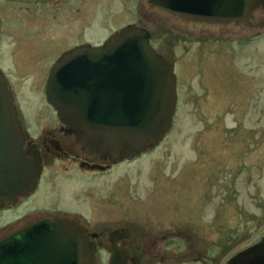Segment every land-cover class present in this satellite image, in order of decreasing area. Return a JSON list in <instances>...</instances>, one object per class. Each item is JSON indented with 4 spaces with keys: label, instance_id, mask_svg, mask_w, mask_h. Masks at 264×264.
<instances>
[{
    "label": "rangeland",
    "instance_id": "rangeland-1",
    "mask_svg": "<svg viewBox=\"0 0 264 264\" xmlns=\"http://www.w3.org/2000/svg\"><path fill=\"white\" fill-rule=\"evenodd\" d=\"M147 28L152 44L175 68L178 106L165 141L106 178L101 198L109 207L120 203L121 210L147 200L154 211L179 214L205 263L225 264L264 233V27L199 29L154 12ZM17 66L6 77L19 92L28 127L40 130L36 116L56 117L41 98L45 75H36L39 64L35 74ZM203 170L208 180L200 177ZM163 180L167 187L158 191ZM91 189L76 177L53 179L49 197L43 189L36 200L80 211L71 197L89 195L92 203ZM93 209L82 210L92 216Z\"/></svg>",
    "mask_w": 264,
    "mask_h": 264
},
{
    "label": "water",
    "instance_id": "water-1",
    "mask_svg": "<svg viewBox=\"0 0 264 264\" xmlns=\"http://www.w3.org/2000/svg\"><path fill=\"white\" fill-rule=\"evenodd\" d=\"M159 12L196 28L253 26L264 0H153ZM130 25L99 47L67 52L53 66L47 96L86 153L116 159L158 145L177 106L173 66ZM22 125L0 76V201L24 195L39 178L27 155ZM0 264H97L96 249L76 218L54 215L0 240ZM226 264H264V234Z\"/></svg>",
    "mask_w": 264,
    "mask_h": 264
},
{
    "label": "flooded vegetation",
    "instance_id": "flooded-vegetation-1",
    "mask_svg": "<svg viewBox=\"0 0 264 264\" xmlns=\"http://www.w3.org/2000/svg\"><path fill=\"white\" fill-rule=\"evenodd\" d=\"M155 4L153 0H0V75L19 108L23 148L39 167V178L32 190L0 201V239L41 218L73 216L87 229L96 249L97 264H206L201 250L194 248L191 234L183 223L184 218L179 214L154 211L147 200L145 204L133 201L130 210H121L120 203L109 207L107 200L102 201V190L108 187L106 178L121 166H129L158 147L123 160L90 155L57 114L54 118L53 115L36 116V123L43 125L40 130L32 131L20 110L19 92L6 77L8 68L16 63L19 64L17 69L31 74L36 73V64H39L40 70L36 75H45L43 86H39L41 98L55 113L47 100V82L54 63L71 50L105 44L127 26L148 29L154 12L160 14L159 9L168 8ZM259 19L264 25V8ZM31 90V93H36ZM154 171L152 168L151 175ZM215 175L213 169L209 178L213 180ZM203 176L209 179L204 170L200 177ZM74 177L91 185L89 194L95 195L92 203L89 195L85 194L71 197L80 211L60 204L37 203L38 194H42L43 189L46 192L44 197H49L53 179ZM165 184V180L157 183L158 191H163L167 187ZM178 184L181 188L184 186L182 181ZM114 186V191L118 192L121 186ZM50 195L53 198V193ZM90 206L94 208L92 216H86L82 209L87 210Z\"/></svg>",
    "mask_w": 264,
    "mask_h": 264
}]
</instances>
